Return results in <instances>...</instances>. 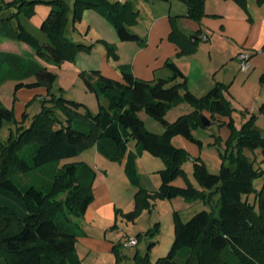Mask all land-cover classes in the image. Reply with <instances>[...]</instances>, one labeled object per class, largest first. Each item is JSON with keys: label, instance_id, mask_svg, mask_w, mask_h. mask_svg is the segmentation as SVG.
<instances>
[{"label": "trees", "instance_id": "1", "mask_svg": "<svg viewBox=\"0 0 264 264\" xmlns=\"http://www.w3.org/2000/svg\"><path fill=\"white\" fill-rule=\"evenodd\" d=\"M180 1L186 5L185 17L200 23L205 16V0ZM232 1L246 7L247 0ZM37 3L51 6L39 26L45 37L42 42L19 20L20 15L31 13ZM119 7V3L107 0H10L0 3V15L9 11L0 17V40L24 43L34 51V56L58 66L63 61L74 60L85 48L67 36L69 27L73 28L85 9H98L113 24L120 41H141L123 24L125 16ZM121 8L135 15L128 4ZM170 37L181 46L180 55L199 39L197 34L187 39L176 28H172ZM193 37L195 40L191 42ZM182 39L189 45H182ZM164 66L169 75L152 82L137 79L128 68L120 70V80L106 77L99 70L79 72L86 90L98 100V110L92 113L83 103L62 95L51 96L49 92L56 75L39 67L33 59L0 53V69L8 68L19 80L14 92L44 88L51 102L49 108L42 106L30 126H21L15 135L0 144V264H80L75 255L76 233L71 217L85 214L93 199L95 173L83 161L59 163L92 146L103 157L123 162L132 185L137 184L136 154L146 151L162 157L165 167L159 170L157 196L200 199L210 206L216 196L214 208L201 210L186 222L181 221L177 212L173 213L174 237L166 256L150 262L148 253L141 256L135 252L133 264H264V170L255 167V160L243 153L260 150L264 156V136L252 126L251 120L245 122L237 133L233 167L222 163L218 172L211 173L203 162L193 160L192 176L196 185H174L173 181L183 174L180 165L186 153L171 143L172 138L182 136L200 145L191 133V125L203 127L201 112H209L211 124L215 117H227L231 107L223 95L225 85L216 82L198 97L187 89L185 76L174 62L166 61ZM28 78L33 81L24 82ZM259 81L264 83V74ZM101 98L105 100L102 103ZM182 101L193 108L192 114L167 122L168 109ZM57 109L64 114V120L57 117ZM260 110L264 111V106ZM139 111L158 121L164 127L163 133L157 135L144 129ZM12 116V110L0 104V127ZM225 124L235 130L230 116ZM129 139L135 141L136 154L128 151ZM46 167H53L46 184L20 186L12 179L14 172L26 173ZM258 178H262V185L257 190L253 181ZM250 193L254 194L253 202L248 200ZM145 202L138 189L134 211L127 217L133 220Z\"/></svg>", "mask_w": 264, "mask_h": 264}, {"label": "rangeland", "instance_id": "2", "mask_svg": "<svg viewBox=\"0 0 264 264\" xmlns=\"http://www.w3.org/2000/svg\"><path fill=\"white\" fill-rule=\"evenodd\" d=\"M9 1L0 0V3L3 5ZM107 1L120 4L119 9L125 16V19H122L123 24L131 33L138 35L141 41H120L113 24L98 9L90 8L83 10L81 19L73 28L70 26L68 29L67 36L70 40L85 45L80 52L81 56L79 57V53L74 60H66L56 66L34 56V51L29 46L10 40H5L12 42L10 52L0 49V53L33 59L39 67L46 68L56 75L49 92L51 96L55 98L62 95L64 98L83 103L92 113L98 110V100L93 93L86 90L78 77L82 66L102 60L106 69L116 70L118 75L122 68H128L137 79L152 82L157 77L169 75L164 66L166 61L174 62L175 58L185 56L189 61L184 65L187 71L184 73L187 89L190 91V86H193L199 77L205 78L210 88L216 82L223 84L226 86L223 95L228 99L231 110L227 117H215L207 128L199 124L191 125V133L200 141V145L189 142L182 136L172 138L171 143L186 153L180 165L183 174H180L173 184L196 185L192 176L193 160L203 162L211 173L218 172L222 163L233 167L234 157L237 156L236 137L242 125L251 120L252 126L264 136V111L260 110L261 106H264V83L259 81L260 75L264 74V1L247 0L245 8L233 2L237 13L223 10L222 15H205L203 18L207 21L203 20L201 33L198 30L200 23L185 17L186 5L180 0ZM125 4L130 6L135 15L123 11L121 6ZM205 5L206 11L218 8L214 0H205L204 10ZM50 7L49 4L37 3L31 13L19 17L26 30L40 42L44 41L45 37L39 26ZM8 14L9 11L3 12L0 17ZM222 26H237L239 30L236 38L222 34ZM172 28L181 33L184 30L187 36L182 34L187 39L195 34L199 39L180 55L181 46L170 37ZM227 34H230L228 29ZM204 35L209 39L213 38L211 47L209 40H202ZM186 44L189 45L188 42ZM239 52H246L251 56L252 65L248 72H240L238 67L236 69L234 66L237 63L234 57ZM18 81L9 73L8 68L1 67L0 104L12 110L13 116L10 121L2 122L0 144L6 142L10 135H15L21 126H30L42 106H51L50 97L44 88H23L14 92ZM30 81H33V78L24 82ZM103 101L105 100L101 98L100 102ZM192 110L186 102H179L168 109L165 120L174 122L178 117L190 114ZM140 113L145 117V121L142 119L144 129L157 135L163 133L164 127L158 121L143 111H139L138 115ZM201 114L210 118L208 111H202ZM56 115L60 120H64L65 116L60 109L56 110ZM229 116L233 119L235 130L229 129L225 124ZM219 122L224 124L218 125ZM127 148L129 152L136 154L134 140L129 139ZM243 153L255 160V167L264 170V156L260 150H245ZM79 161L88 164L95 173L91 203L83 216L71 217L76 233L75 255L80 264H133L135 252L141 256L148 253L150 262H155L158 258L166 256L172 245L174 212L179 214L182 222H186L195 213L214 208L216 196L211 206L200 199L191 200L180 196L167 199L157 196L156 192L160 186L159 170L165 167V161L162 157L152 156L146 151L136 154L134 159L136 185L129 182L123 162L118 163L103 157L95 146L74 157L61 160L59 165ZM52 168L46 167L26 173L14 172L12 179L20 186H39L49 182ZM261 185L262 178L253 181V187L257 190ZM138 189L146 202L137 216L130 220L127 214L134 211V196ZM248 200L254 201L253 193L249 194ZM128 237L137 239L135 247L121 246L122 241Z\"/></svg>", "mask_w": 264, "mask_h": 264}, {"label": "crops", "instance_id": "3", "mask_svg": "<svg viewBox=\"0 0 264 264\" xmlns=\"http://www.w3.org/2000/svg\"><path fill=\"white\" fill-rule=\"evenodd\" d=\"M171 1V0H170ZM170 1H168V2H170ZM214 2H215V4L217 5V7L218 8H214V11H211V10H208V11H206V5H205V10H204V12H205V15H207V16H210V15H222V13H221V11H223V10H227V11H229V12H231V13H237V9H236V7H235V5H233L234 3H233V1L232 0H214ZM183 14H184V12H183ZM183 14H181V15H183ZM203 20H205V21H207L206 19H202L201 21H200V24H199V28H198V30H199V32L201 33V28H202V24H203ZM227 29H228V32L230 33V34H227ZM238 28H237V26H222V28H221V32H222V34H224V35H230V36H232V37H235L236 38V36H237V32H238ZM182 33L185 35V36H187L186 35V33L184 32V30H182ZM183 40V39H182ZM208 40H209V46L211 47L212 45H213V38H210L209 39V37H208ZM1 43H0V49H2L3 51H9L10 52V50H9V48H10V46H11V44H12V42H10V41H5V40H1L0 41ZM182 43V45H185L186 43H185V41L183 40V41H181ZM24 44V43H23ZM24 48V47H23ZM24 49H26V48H24ZM81 54L82 53H80V55H79V57L81 56ZM78 57V58H79ZM236 57V56H235ZM234 57V61L236 62V58ZM187 62H189L188 61V59L185 57V56H180L179 58H175V60H174V63H175V65L178 67V69L184 74V73H187V71L185 70V68H184V65L187 63ZM93 63V62H92ZM232 64H233V61H232ZM234 65V64H233ZM251 65H252V63H251ZM234 66H236V69H237V63H236V65H234ZM82 70H80L79 72H81V71H90V70H99L104 76H106V77H109V78H113V79H116V80H120V75H118L117 74V71L116 70H108V69H106L105 67H104V64L102 63V60H99L98 62H96V61H94V64H87V65H85V66H82V68H81ZM78 72V73H79ZM148 73L146 72V75H147ZM134 75V74H133ZM184 76L186 77V75L184 74ZM134 77H136V76H134ZM137 78V77H136ZM157 78H164V77H157ZM156 78V79H157ZM193 86H190V92L193 94V95H195V96H203L209 89H210V86H209V84L207 83V81L205 80V78H203V79H201L200 77H199V80H196L193 84H192ZM212 87V86H211ZM207 89V90H206ZM22 89H20V91H21ZM34 90V89H33ZM204 90H206L205 92H203ZM19 91V90H18ZM17 91V92H18ZM203 93V94H202ZM139 117H140V119L142 120H144L145 121V117L143 116V115H141V113L139 114Z\"/></svg>", "mask_w": 264, "mask_h": 264}, {"label": "built area", "instance_id": "4", "mask_svg": "<svg viewBox=\"0 0 264 264\" xmlns=\"http://www.w3.org/2000/svg\"><path fill=\"white\" fill-rule=\"evenodd\" d=\"M202 40L207 41L208 36L201 37ZM237 67L240 72H248L251 67V56L246 52H239L236 56ZM137 245V239L128 237L122 241L123 248H133Z\"/></svg>", "mask_w": 264, "mask_h": 264}, {"label": "water", "instance_id": "5", "mask_svg": "<svg viewBox=\"0 0 264 264\" xmlns=\"http://www.w3.org/2000/svg\"><path fill=\"white\" fill-rule=\"evenodd\" d=\"M194 40H195V38L193 37V38L191 39V41H194ZM201 124H202L203 127H205V128L209 127V125H210V123H209V119H208L207 117H205V116H202V117H201Z\"/></svg>", "mask_w": 264, "mask_h": 264}]
</instances>
